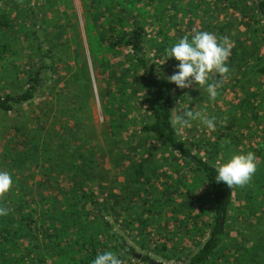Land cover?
<instances>
[{"label":"trees","instance_id":"trees-1","mask_svg":"<svg viewBox=\"0 0 264 264\" xmlns=\"http://www.w3.org/2000/svg\"><path fill=\"white\" fill-rule=\"evenodd\" d=\"M2 1L4 0H0L1 60L6 52L10 57L15 55L14 46L11 48L9 44L12 38H19L20 33L24 35L22 38H34V32L30 29L32 22L29 23L31 0L11 2L7 0L1 5ZM36 1L33 6L38 4L44 12H49L51 8L54 10L62 8L63 11L57 10L59 19L64 22L62 37L72 34L71 38H79L70 24L72 18L66 0ZM221 2L225 10L232 9L239 13V16H235L234 13L228 15L224 27L220 28L222 32L238 26L240 28L244 26L245 30L226 32L227 35L233 36L235 45L230 56L236 60L234 63L238 66L239 74L231 72V76L227 74L222 80L213 75L212 81H209H221L217 96L213 100L218 111L225 110L230 113L229 110H236L241 116L233 121L219 120L227 123L229 130L225 136L221 131L219 138L228 139L229 143L225 146L229 147L231 143L237 144L242 141L240 136L242 134L247 138L254 133L262 134L261 141L257 142L256 146H252L255 142L252 145L247 144L249 152L255 153L262 161L258 163L257 170L252 176L251 181L254 185L250 187L246 184L247 194L250 193L251 196H246L245 206L237 205L235 202L241 195L244 197L240 188L236 190V186H233L230 189L215 179L216 173L208 158L209 153L216 150L218 141H215V144L205 142L203 154L208 152V157H203L200 153L201 147L193 148L194 143L188 146L190 141L187 139L188 136L184 134L182 136L183 130L180 133L173 129L172 91L175 84L164 78L158 79L153 72L156 64L150 69L143 53L144 45L149 41L147 36L150 24L158 25L155 34L159 38H165V42L152 40L157 55L162 56L160 53L164 55L168 46L166 38H169L166 36L169 31H165L166 24L170 25L169 29L175 24L181 29L183 27L181 17L189 16L188 11L195 12L197 9L203 11L206 7L210 8L211 4L219 7ZM84 6L86 34L91 52L100 68L98 74L108 75L106 81L113 84L115 72L105 73L107 68L103 65L108 62L109 53H119L122 48L128 49L132 55L129 58L131 68L141 69L139 87L134 88L129 82H125L122 89L118 88L115 91L113 88L108 92L106 102V105L118 102V108L110 111L113 115L112 130L108 132L107 139L110 142L124 144L125 149L119 152L120 156L114 160L110 159L111 164L113 163L110 167L115 169L118 176L123 175L124 180L118 184L119 194H111L112 203L109 200L100 202L93 186L103 188L112 178L110 170L104 169L102 163H98L100 160L93 157V148L90 151H87L88 148L85 150L67 148L68 145L81 140L83 107L81 105V109H78L73 103L80 104L76 102L79 99L82 103V100L86 99L85 87L91 85L82 81L85 76H81L82 84L79 85L68 84L69 81L63 83L59 96L60 98L64 96L65 100L60 102L65 105L68 101L75 102L60 111L63 114L62 118L70 119L72 115L76 118L72 119V123H68V120L57 122L60 131L56 130L53 135L51 132L47 133L56 144L48 145L45 141L40 144L34 139L27 142L26 137L24 144L28 145L27 150L25 152L13 150L9 154L13 156L10 158L9 169L14 182L9 192L0 196V205L9 209L6 216H0V264H91L95 255L105 250L120 254L122 261L130 256L139 264H157L148 254H143L140 258L134 257V248L128 246L127 233L142 237L144 248L148 246L149 241H156L154 251L167 260L183 257L186 264H218V259L227 250L225 264L229 259L235 260L231 264H264V89L258 86L256 90H251L256 80L264 74V55H261L258 48L259 42H264V0H84ZM170 7H173L172 14L168 13ZM207 29L212 30L210 24ZM188 34L192 32L181 33L179 39ZM248 40L255 45L254 48L246 43ZM75 43V40L70 44L67 42L65 49L77 48L75 53L80 58L81 53ZM16 56L17 58L9 63L12 72L10 76L5 75L6 78L17 73L15 69L19 66L17 64L19 55ZM174 61H176L174 58H169L168 64L167 62L163 64V70H172L174 73L177 70L171 68ZM61 73L62 70L58 76L63 78L64 75ZM83 73L86 80L90 81L88 71L85 69ZM80 80L77 79L76 83ZM227 80L235 89L234 100L238 101L237 104L230 103L227 98L224 102L216 101L225 94L221 84ZM28 81L29 86L21 96L0 93V110L3 114L13 111L15 104L34 99L35 92L40 87V79L32 72ZM66 88L70 89L71 95L65 91ZM140 88L143 89L141 93ZM185 89L178 87L177 93L180 99L187 100L190 109L193 106H203L202 102L207 100L205 96L198 101L192 100L191 97L188 99L192 90ZM118 92H122L123 95L119 96ZM203 108L208 110V118L215 114L210 106ZM131 110L133 112L139 110L143 122L139 129L140 133H134L124 140L126 137L123 135H128L135 129L128 126L133 121L131 119L137 121L135 114L132 118ZM39 124L38 135H41L46 129L43 123ZM11 129L16 132L22 131V134L28 136L20 124L12 126ZM204 136L206 141L209 140L206 135ZM92 139L89 137L87 143L83 139L80 147H84ZM144 139L151 143L150 149L144 147V152L150 151V158L139 161L143 151L137 144L143 145ZM196 139L201 140L198 137ZM4 147L7 152L10 150L8 144ZM101 156L105 157V153L102 152ZM123 159L129 160L128 165L123 164ZM27 161L31 163L30 166ZM36 166L39 167L38 172L41 173L43 180L31 183L30 180L35 181ZM24 168L29 169L27 172L29 175L18 179L15 173L20 172L23 175ZM63 181L68 184L63 185ZM110 182L113 183L110 188L116 187V180ZM197 209L200 214L193 216ZM103 212L110 216L112 213L117 214L114 216L117 221L122 217L119 225L124 232L119 233L111 223L113 220L105 217ZM182 214L185 216L182 217ZM179 227L184 229L186 227V234L196 236L195 243L201 245L197 252L188 254L182 250L181 242L174 241L173 230H178ZM233 229L240 233L239 242L230 237V243L224 244L226 238L232 236L230 231ZM149 235L152 237L150 240Z\"/></svg>","mask_w":264,"mask_h":264},{"label":"rangeland","instance_id":"rangeland-1","mask_svg":"<svg viewBox=\"0 0 264 264\" xmlns=\"http://www.w3.org/2000/svg\"><path fill=\"white\" fill-rule=\"evenodd\" d=\"M5 2L7 0H4ZM4 1L1 2V5H4ZM11 2L12 0H8ZM68 4L69 13L71 15L72 21L71 25L73 26V30L77 37L79 38H71L72 34H67V36L62 37L61 31H63L62 23H64L62 20L59 19V15L57 10H61L62 8L57 9H49V12H44L42 8L36 4V0H31V15L29 17V23L32 22V25L30 29L34 32V38L28 39V38H22L23 33H20L19 38H12L11 41H9V44L11 48L14 46L15 55L9 56V53L6 52L3 54L4 57H2V60L0 59V93H11V95L17 97L21 96L28 88L29 86V77L31 76L32 72L36 73L38 75V78L40 79V87L35 92V97L31 101L24 102L21 104H15L13 111L8 112L6 114H3V112L0 110V171H7L10 172L9 167L11 166V157L9 154L13 152V150L25 152L28 148V145L24 144L25 138L27 137V142L31 139H34L35 141H39L40 144L42 142H46L48 145L56 144L51 138L47 136L48 132H51L53 135L56 130L60 131L59 125L56 124L57 122H65L68 120V123H72V119L76 118L74 115L71 116L70 119L62 118L63 114L60 112L61 110L65 109L68 105H70L72 102L75 101H68L65 104H63L60 101H64L65 97L59 96V92L61 91V87L63 86V83H75V84H82L81 83V76H85V79L83 77L84 83H89L91 86L87 85L85 87L86 93L85 98L77 100L76 102H80V104H74L75 107L78 109H81V105L83 107V119L82 127L80 128V135L81 140L79 142L70 144L67 146L68 149H76L81 148L85 150V148H88L87 151L91 150L93 148V157L96 158L98 163H102V166L104 169L110 170V173L112 174V178H110V181L116 180V187L110 188L113 183L108 181L104 184L103 188H99L97 185L93 186L95 194L99 197L100 202L104 203L105 201L109 200L111 203L113 200L111 199V194H119V186L118 184L121 183V181L124 180L123 175L118 176L115 172V169L113 167V163L111 164L110 159L114 160L116 157H119V152H122L124 148V144L117 143V142H110L107 138L108 132L112 130L111 121L113 120V115L110 113V111L118 108V102L116 104L109 103L106 105V102L108 101V92H111V90L114 88L115 91L118 90V88H123L125 82H129L132 87L136 88L139 87L140 83V77L139 73L141 72V69L138 67H134V69L131 68V63L129 58L132 56L129 54L128 49H120L119 53L111 52L108 55L109 59L105 66L107 68L105 70V73L108 71H114L116 75H113L112 82L113 84H110V82L106 81V77L109 78L108 75H99L98 71L100 70L98 66V62L95 59V56L92 54L90 49V43L87 38L86 34V13H85V6H84V0H66ZM224 4H220L219 7L216 6V4H211V7L204 8L203 11L197 9L194 11H188L189 16H186L184 18L181 17L183 27L179 29L177 25L173 23L174 26L171 25V29L169 24L165 25V31L168 33L166 36L169 38L167 39V47L172 45L174 42L179 40V35L181 33H189L194 30L200 31H210L216 34L219 37H228L232 43V48H234V41L232 40L233 36L227 35L226 32H231L234 30H240L244 31L245 27H237V28H231L227 29L226 32H222L220 28L224 27L226 20H228V15L231 13H234V15H238L239 13L236 11L234 12L232 9L225 10ZM63 11V9H62ZM61 11V12H62ZM173 7H170L168 9V13L172 14ZM194 12V13H193ZM46 13V14H45ZM185 14V13H183ZM259 15V14H258ZM237 16V17H238ZM32 17V20H30ZM57 17V18H56ZM64 19V18H63ZM28 23V24H29ZM211 26L212 30L207 29V26ZM69 25V24H68ZM66 25V27L68 26ZM148 27V36L147 39L148 42L145 43L143 53L147 59V64L149 65V68H154V65L156 64L157 67H155V71H153L158 79L164 78L167 79L169 76L173 74L172 70L166 71L163 70V64L165 65V62L168 61L165 53L164 55L160 53L162 56H158L155 50V46L152 42L154 39H158L159 41H164L165 38H159L155 33L156 29H158V25H149ZM160 26V25H159ZM227 28V27H225ZM158 34V33H157ZM190 35V34H188ZM240 38H245V36H240ZM73 39V40H72ZM259 39V38H258ZM76 41V45L79 47L78 50L81 53L80 58H78L77 54L75 53L77 48H69L68 50L65 49V45L68 42L73 43V41ZM245 41V40H244ZM53 43V45H52ZM246 43L250 45L251 48H254V44L248 40ZM261 55H264V42H259V47ZM231 53H233V49H231ZM16 55H19L17 64L19 65L15 71H17L16 74H14L10 78H6L5 75L11 74L12 70H10V62H12L15 58H17ZM77 57V58H76ZM236 60L233 59L231 56L228 58V63L231 66L230 67V76L232 75L231 72H234L236 74H239L237 65H235ZM178 63V61H174L172 63L171 68H175V65ZM168 64V62H167ZM166 64V65H167ZM107 65V66H106ZM102 66V64H101ZM79 68V69H78ZM141 68V67H140ZM78 69V70H77ZM88 71V77L90 78V81L86 80V75H84L83 70ZM143 69V68H142ZM8 70V71H7ZM62 70V73L64 75L63 78H60L58 76V73ZM77 70V71H76ZM7 71V72H5ZM81 71V72H80ZM144 71V70H143ZM16 75V76H15ZM258 80H256V84L252 86L251 90H256V87L262 86L264 89V74L260 76ZM213 78V77H212ZM212 78L210 81H212ZM79 79L76 83V80ZM168 80V79H167ZM169 81V80H168ZM221 87L223 88L225 94L221 97H219L217 100H221L224 102L225 98L226 100L234 104H237L238 101H235V94H234V87L229 84L228 80L221 84ZM172 96L174 97V108H173V119L179 112H183L185 108L195 112L202 113L203 116L208 117V110H204L203 106H210L211 110L215 112L213 116L210 118H214L215 127L214 129L208 128L206 125L203 124L202 120L196 119L192 120L189 123V126L183 129H180L179 132L182 136L183 134L188 136V146H191V143H194L193 148L195 147H201L202 149L200 151L201 155L208 157V152L203 154L204 148L203 146L206 145L209 141V144H215L214 142L218 141L216 143L217 147L216 150H214L213 153H209L210 157L208 160L213 164L214 161L217 158L224 157L230 154L239 153V152H249L250 149L248 148L247 144H251L255 142L254 145L256 146L257 142L261 141L262 134L254 133L250 138L245 137L243 134L240 135L242 138V141L239 143H231L229 147H226L225 145L229 143L228 139L225 138H219V135L221 134V131L225 134L229 133L228 125L225 122H220L219 120H227V121H233L236 118H240V113L236 110H229L230 113L223 110L218 111V107H215V103L213 100H209L208 94L204 89H200L196 84H193L189 87H186V91L192 90V93H189L188 99L191 97L192 100L198 101L201 100V97L205 96L207 100H204L202 102L203 106H198L190 109L189 103L186 99H180V96L178 95V87L175 85L173 87ZM226 88V89H225ZM139 89V88H138ZM60 90V91H59ZM130 90V87H129ZM128 90V91H129ZM142 88H140V93L142 92ZM246 91V89H244ZM65 91L71 95L70 89L66 88ZM196 91L197 93H195ZM240 93V92H239ZM250 92H248L249 94ZM119 96L123 95L122 92H118ZM243 94L246 95V92ZM247 94V95H248ZM241 95V93H240ZM70 97V96H69ZM60 98V99H59ZM59 99V101H58ZM239 99V98H238ZM183 100V101H182ZM233 100V101H232ZM228 102V103H229ZM113 106V107H112ZM228 109L229 106H226ZM225 108V109H226ZM137 111H130L132 118H134L133 114H135L137 117V121L135 122L134 119L132 122L128 124L129 127L134 129V132L128 133V135H123L126 137L124 140H127V138L134 133L138 134L140 133V128L142 126L143 118L142 115ZM232 111V112H231ZM81 114H77V116H82ZM43 123V126L45 127L46 131L42 133L41 135H38L40 124ZM55 122V123H54ZM86 122L88 125L86 126ZM66 122V124H68ZM20 124L22 130L24 133L28 134V136L22 134L21 132H16L15 130L11 129L12 126H16ZM44 129V130H45ZM55 129V130H54ZM242 130V128H240ZM185 130V131H184ZM133 131V130H131ZM238 133V132H237ZM77 135V133H76ZM204 135L207 136L209 140H205L203 137ZM221 136V135H220ZM89 137H92L93 139L86 144L84 147H80V145L83 143V139L87 143V140ZM185 137V138H186ZM196 137L200 138L201 140L196 139ZM48 138V139H46ZM46 139V140H45ZM204 144H203V143ZM5 144H8V147H10V150L7 152L6 148L4 147ZM135 144V142H134ZM143 145L141 143H138L139 149L143 151L142 154H140L141 161L142 159L150 158V151L144 152V147L150 149V141L147 139H144ZM215 145V146H216ZM209 146V145H208ZM127 151V150H125ZM102 152L105 153V157L101 156ZM198 153V151H196ZM27 154V153H26ZM55 154V153H54ZM53 154V155H54ZM131 156V154H130ZM257 162L261 163V158H258L256 156ZM138 161V162H139ZM28 163V161H27ZM129 160L123 159V164L128 165ZM31 163H28V166H30ZM119 166V164L117 165ZM110 167V168H109ZM171 169V168H170ZM40 169L39 167L34 168L35 172V181L34 179L30 182H39L42 181L41 173L38 172ZM121 170V168L119 169ZM29 171L28 168H24L22 170V174L20 172H16V177L18 179H22L24 176L29 175L27 172ZM190 177L192 178V174H190ZM60 180H62V177H60ZM54 183V182H53ZM51 184V187L53 185ZM68 182L63 181V185H67ZM250 187L254 185L253 181H249L247 183ZM248 185L240 187L236 186V190L240 188L242 194H244V197L236 198L235 202L237 205H243L245 206L246 196H251V194H247ZM161 186V185H160ZM179 202V201H178ZM113 215L110 216L107 212H103V215L107 217L110 220H113L111 223H113L115 229L122 233L124 232L123 228L119 225L121 223L122 217L118 218V221L114 219V216L117 214L112 213ZM199 211H195L193 216L199 215ZM184 217L185 215H181ZM180 217V216H179ZM193 221H190L192 223ZM168 228V227H167ZM186 227L180 228L178 230H173V237L175 238L174 241L181 242L180 246L183 248L185 252L188 254L197 252L201 245H197L198 243H195V237L196 236H190L186 234ZM170 231V229L168 228ZM171 232V231H170ZM231 235H229V238H226L227 241L225 243H230V237L240 240V233L238 234L237 231L234 229L230 231ZM127 241L128 246L133 247L134 257H137V254H141V257L143 254H148L150 258H154L155 263H163V264H186V261L182 258L179 259H173V260H167L166 258L162 257L156 251H154V244L156 241H149L146 246V248L142 247V242L140 236H131L129 233H127ZM152 239V237L149 235L148 240ZM203 242V241H202ZM247 246H251L252 244H246ZM186 250H185V249ZM227 248V247H226ZM229 248H231V245H229ZM227 250L222 253V256L219 260L218 264H225V256L227 254ZM234 259H229V262L227 264L233 263ZM123 263L127 264H139L137 260L131 258L130 256L126 257V259L123 261ZM51 264V263H49Z\"/></svg>","mask_w":264,"mask_h":264},{"label":"clouds","instance_id":"clouds-1","mask_svg":"<svg viewBox=\"0 0 264 264\" xmlns=\"http://www.w3.org/2000/svg\"><path fill=\"white\" fill-rule=\"evenodd\" d=\"M232 43L228 37H219L210 31H196L181 37L178 41L166 48L167 59L174 58L178 63L177 69L167 79L179 88H186L196 84L207 92L209 99L214 100L220 80L209 82L213 75L222 78L230 72L228 58L231 55ZM200 119L208 128L214 129V118L203 116L187 108L179 112L171 120L173 129L189 126L190 121ZM258 162L253 152H239L217 158L212 167L216 173V181L223 182L230 189L233 186H244L257 170ZM10 172L0 171V196L8 193L13 184ZM9 209L0 205V216H6ZM91 264H123L120 254L105 250L98 252Z\"/></svg>","mask_w":264,"mask_h":264},{"label":"water","instance_id":"water-1","mask_svg":"<svg viewBox=\"0 0 264 264\" xmlns=\"http://www.w3.org/2000/svg\"><path fill=\"white\" fill-rule=\"evenodd\" d=\"M137 257L140 258L141 254H137ZM157 264H163V263H157Z\"/></svg>","mask_w":264,"mask_h":264}]
</instances>
